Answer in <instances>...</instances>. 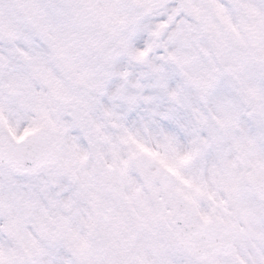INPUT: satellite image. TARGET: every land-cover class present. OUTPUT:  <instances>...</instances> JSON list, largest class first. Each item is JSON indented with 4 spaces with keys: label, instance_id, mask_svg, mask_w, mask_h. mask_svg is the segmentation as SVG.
<instances>
[{
    "label": "snow or ice",
    "instance_id": "6c2138e0",
    "mask_svg": "<svg viewBox=\"0 0 264 264\" xmlns=\"http://www.w3.org/2000/svg\"><path fill=\"white\" fill-rule=\"evenodd\" d=\"M0 264H264V0H0Z\"/></svg>",
    "mask_w": 264,
    "mask_h": 264
}]
</instances>
